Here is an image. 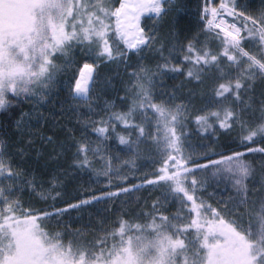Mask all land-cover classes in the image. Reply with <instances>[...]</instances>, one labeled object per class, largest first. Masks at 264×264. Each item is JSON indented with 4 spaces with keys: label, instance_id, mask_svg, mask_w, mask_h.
<instances>
[{
    "label": "snow or ice",
    "instance_id": "snow-or-ice-1",
    "mask_svg": "<svg viewBox=\"0 0 264 264\" xmlns=\"http://www.w3.org/2000/svg\"><path fill=\"white\" fill-rule=\"evenodd\" d=\"M0 264H264V0H0Z\"/></svg>",
    "mask_w": 264,
    "mask_h": 264
},
{
    "label": "trees",
    "instance_id": "trees-1",
    "mask_svg": "<svg viewBox=\"0 0 264 264\" xmlns=\"http://www.w3.org/2000/svg\"><path fill=\"white\" fill-rule=\"evenodd\" d=\"M195 3V0H193V4ZM114 66H105L102 67L101 72L102 73H108L110 71L111 68H113ZM180 82V77H176L175 79H169L167 80V84L169 86L173 85V84H179ZM224 137H220V142L224 141ZM39 146V143L38 145ZM32 158L35 159V153L32 154ZM126 157L123 155V153H121V159H125ZM56 161H48L47 160V153H45V156L42 157L39 161H37L36 163V168L38 172H46V171H51L53 168L56 167ZM138 165L142 164L143 167L141 168L140 172L136 173V177L139 178L144 172H148L151 170V165L147 164L145 161L143 160H137L136 162ZM97 167H99V165H97ZM79 179V178H77ZM83 179L85 181L88 180V175H85L83 177ZM131 179V177H130ZM97 180L99 181L97 183ZM138 182V179L133 180V183ZM105 178L103 176L100 177H93L92 178V182H91V190L93 192V194H99V192L101 190H108L105 187ZM78 185H77V181L76 180H71L69 182H67L66 187L63 189L64 193H66V195L63 197L64 199H70L71 196H75L76 195V189H77ZM114 190V189H113ZM136 196H147L148 192L145 190H141V192L136 193ZM51 202V201H49ZM117 203H119V201H117ZM44 205H38V207H43ZM64 205L60 202H57V207H63ZM100 207V206H97ZM95 210V209H94ZM76 216L77 214L75 212H71L69 217H65V220H70L73 226H79V221L76 220Z\"/></svg>",
    "mask_w": 264,
    "mask_h": 264
}]
</instances>
